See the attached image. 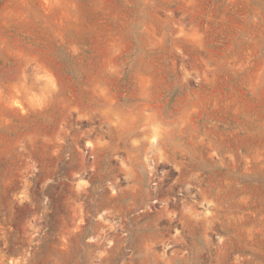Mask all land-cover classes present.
<instances>
[{
  "label": "rangeland",
  "instance_id": "1",
  "mask_svg": "<svg viewBox=\"0 0 264 264\" xmlns=\"http://www.w3.org/2000/svg\"><path fill=\"white\" fill-rule=\"evenodd\" d=\"M0 264H264V0H0Z\"/></svg>",
  "mask_w": 264,
  "mask_h": 264
}]
</instances>
